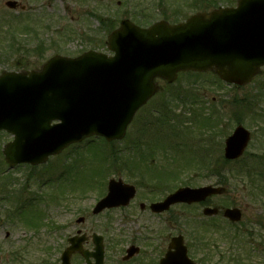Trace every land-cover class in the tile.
<instances>
[{
    "label": "rangeland",
    "instance_id": "rangeland-1",
    "mask_svg": "<svg viewBox=\"0 0 264 264\" xmlns=\"http://www.w3.org/2000/svg\"><path fill=\"white\" fill-rule=\"evenodd\" d=\"M6 1L0 0V73L6 68L19 67L18 62L21 64L20 69H40L43 63L55 54L77 56L88 49L109 53L107 47L108 34L117 24L119 25L121 19H149V17L141 16V13L151 14V19L157 18L158 15V10L153 5L156 0H17L25 6L24 10L21 8L12 10L6 6ZM190 1L192 0H187L183 7L186 16L198 10H204L206 7L217 6L219 3L221 5H233L236 0H212L211 3H214V5L208 4L207 0H194L188 4ZM16 17L20 19V24H14V26L19 30L18 33H20V30L22 31L19 36L21 50L18 53H6L7 38L5 39L4 35L7 30L6 25L2 22L5 19ZM17 30L15 32L16 38ZM219 80L213 72L201 74L187 72L182 73L173 84L158 81L160 91L137 113L135 121L128 128L127 137L122 142L105 147L106 143L101 138H95L90 143L86 140L80 145L70 146L60 155L51 157L48 163L42 167L23 166L10 169L4 160L2 150L12 137L6 132H1L0 264H60V255L68 244V238L75 234L78 229H82L89 235L93 232L103 235L106 250L105 264H118L121 254H124L126 247L132 241V235L135 236L137 230H142L141 224H138L141 220L132 217L130 210L119 211L114 209L94 216L92 215V209L100 198L98 185L100 184L103 188V181L107 184L111 177H122L125 181L134 183V181L138 182L139 178L136 177V173L114 168V166L108 167L105 173H99L96 177V173H91V168L103 166L98 162L100 157L97 158L96 156L104 148L106 150L114 148L115 151L129 153L128 150L131 148L133 136L138 132L137 125L140 126L142 121L145 122L144 118L146 117L158 116L159 110H162L163 107H165L164 110L170 113L169 116L174 118L176 124L171 125L170 129L166 127V131L163 130L165 134H172L167 142H173V139L176 140L179 137L177 124L182 119L185 125L179 124L178 126L189 127L193 130V134L188 136L191 137L189 139L190 145L196 144L195 140L196 138L199 139L198 135L203 134V137H205H200L201 148H204L203 153L205 155H202V158L204 157L206 161L209 156V161H211L209 164L212 167L214 163L219 164L224 159L225 139L237 126L238 120L234 116L236 113L239 114L238 119L240 122L251 131L252 139L243 157L225 168V175L230 177L229 182L226 184L227 194L224 198L216 199V202L222 205L228 202L230 205L241 208L243 220L235 225V230L248 229L249 232L253 233V236H250L249 244H246L247 237L240 233V238L231 242L225 233L222 234L225 231L224 224L226 225L227 221L221 215L217 218V221L221 224L216 227L220 230L214 232L210 230L203 234H208L209 250H211L210 242L214 247L212 248L213 253H211L210 260L212 262H216L219 254L224 255L236 251L237 258L243 259L239 264H264V229L257 223V220L261 221L260 217H264V68L251 83L243 87L235 88ZM236 102H242L244 107L240 108ZM250 109L262 116L252 117L254 115L248 114ZM206 117L214 119L211 123L207 122L212 126L209 129H203L202 122ZM217 120L220 123L216 122ZM214 124L215 127L213 128ZM157 132L159 130L155 131V133ZM193 135L196 137L193 138ZM183 138L179 140H183ZM170 147L163 144V148H167L165 151H168L166 157L173 154V150L169 149ZM194 148H197V146L195 145ZM203 150L201 149V151ZM181 151L177 153H183ZM177 153L175 152V154ZM186 155L189 163H191L190 154L186 153ZM178 159L182 160L181 157ZM182 161H179L182 165L177 166V168L179 171L180 169L186 170L183 182H191L195 186L216 182V177L206 175L209 174L207 169H203L202 173H196L195 170L188 173L187 168H185L188 163L185 164L186 160L184 158ZM157 163H161L160 158L157 159ZM110 164V162H107L106 166ZM169 164V159L166 158V165ZM261 164L262 166L258 167ZM66 165L76 166L77 169H81L82 174L79 173L75 180L73 179L72 189L69 188L70 192H68L67 200L62 198V201L59 202L58 193H60L61 188L60 186L56 187L59 182L45 186L42 183L51 174L57 177ZM189 165L193 168L192 163ZM246 167L249 169L257 168V171L254 170L256 173L259 170L261 171L263 182L259 196L255 195L253 191L250 174H248L250 171H239L240 169H246ZM2 171L6 172L3 176L1 175ZM7 176L14 181L11 184L12 191L15 192L11 194L13 199L16 195L24 198H39L45 195V192L53 193L51 194L54 195L53 201L51 200L52 203H48L44 199L40 203L26 201L21 207L23 217L31 215L38 217L44 213L46 217L43 219L44 223L39 230L26 226L24 219L17 220L20 217L19 210L15 216L17 222L8 220L6 210H9L12 204L14 206L16 201L12 198L9 199V202L4 199V185L1 182L2 178ZM148 176L149 174L146 175L144 181L152 184ZM179 181L176 185L182 184V180ZM169 182L171 183V181ZM175 183L173 182V184ZM96 184L97 186H95ZM141 185L143 187L147 186L143 183ZM24 187L26 192L20 194V189ZM80 216H84L86 221L78 224L77 218ZM178 216L179 223L174 220ZM202 217L200 206L189 207L178 204L164 215L163 219L166 220L165 231L157 232V227L162 222L158 216L152 218L149 216L146 223L148 228L152 230L153 240H155V235H158V239L162 240L168 234L170 236L178 233L185 234L191 256L201 261L202 264H210L209 262H202L204 258L202 245L196 244L192 240L193 237L188 236L195 227L193 223ZM50 223H54L59 229L50 233L44 225H50ZM262 225L264 227V224ZM160 234L163 235L159 236ZM114 240L121 243L119 248L122 249L120 251L112 247V241ZM118 241L116 243H119ZM88 246L92 247V243L90 242ZM155 248L154 245L151 248V253L158 255V252L153 251ZM251 248H253V251H250ZM16 252L21 254L19 261L12 260V256ZM83 262V259L78 256L72 258V264H84Z\"/></svg>",
    "mask_w": 264,
    "mask_h": 264
},
{
    "label": "water",
    "instance_id": "water-1",
    "mask_svg": "<svg viewBox=\"0 0 264 264\" xmlns=\"http://www.w3.org/2000/svg\"><path fill=\"white\" fill-rule=\"evenodd\" d=\"M109 48L113 56L94 51L78 58L55 56L41 71L0 75V131L14 135L4 149L11 166L44 163L92 135L122 138L136 111L158 90L157 78L171 83L181 71L215 70L229 83H248L264 66V0H240L237 8L197 14L180 24L161 21L141 27L125 19L110 34ZM249 140L250 132L239 125L226 140L225 156L240 157ZM108 189L95 214L126 205L135 194V187L121 179H111ZM222 191L212 185L181 187L152 208L164 211L175 203L199 202ZM204 212L215 214L218 209ZM224 213L232 221L242 216L238 208ZM85 240L84 234L69 238L62 264H71L77 251L87 264H103L102 236L93 235V252L83 248ZM160 264L197 263L188 257L182 236H177Z\"/></svg>",
    "mask_w": 264,
    "mask_h": 264
},
{
    "label": "flooded vegetation",
    "instance_id": "flooded-vegetation-1",
    "mask_svg": "<svg viewBox=\"0 0 264 264\" xmlns=\"http://www.w3.org/2000/svg\"><path fill=\"white\" fill-rule=\"evenodd\" d=\"M207 1H208V4L214 5V3H211L212 0H207ZM17 2H18L17 8L21 7L24 10L25 8L21 4V2L19 1ZM153 5L156 6V9L158 10L157 17L159 20H165L171 24H176L188 18L186 17L185 12L183 10V7L185 5V0H156V2ZM220 5L206 7V9L201 10V11L198 10V12L211 11L219 7ZM195 13H197V11ZM9 19H5L2 22V24L6 25L5 28L7 30L6 34L4 35L5 39L7 38L6 39L7 41V46H6L7 52L6 53H11V52L18 53L21 50V44H20L21 39L19 38V36L22 33V31L20 30V33H18L19 30L16 29L14 24H20L19 22L20 19L18 17L14 19H10V20ZM16 30L18 33L17 38L15 36ZM4 50H5V47H4ZM17 64L19 67L21 66L20 62H18ZM19 67L6 68L5 70H18V71L23 70V68L20 69ZM144 120L145 122L142 121L140 123V126L137 125L138 132L135 133L133 136L132 155L129 156V159L131 160V163H132L130 167L133 169V171L136 173L135 174L136 177H138L139 181H142V183L144 182L143 181L144 177H146V174H145L146 172H157L158 173L157 175L152 176V180H157L158 183L156 185L143 187L142 185H138V183L134 181V185L137 188L135 197L131 199L130 203L127 206L116 208V210H119V211L130 210L131 211L130 215L132 217H136L137 219L141 220V222H138V224H141V229H142V230H137L135 232V236L132 235L133 237L132 241L126 247L124 254H121L122 256H121V259L118 261V264H131V263L132 264H160V260L163 258V256L166 254L168 250L171 238L176 235L175 234V235L170 236L168 234L166 238H162V240H159L158 235H155V240H153L152 238L154 235L152 234V230L148 228L147 223H146L149 216L151 218L154 216H158L161 218L162 222H161V225L157 227L158 229L157 232H161V231L163 232L166 230L165 229L166 220H164L163 218H164V215L167 214L169 211L154 212L152 211L150 205L153 202H159L163 200L167 196L168 192L166 189H164L162 184H163V181H165L167 177V173H168V170H167L168 165H166V158L168 160V156L166 157L167 152L165 151V149L167 148H163L164 140L159 138L161 134L150 132L151 125L153 124L152 123L153 119L144 118ZM199 142H201V140L197 138L196 143L198 147V152H199ZM200 146H201V143H200ZM67 149H65L64 151H66ZM158 158H160V161H161L160 164L157 163ZM23 166L38 167V166H32L28 164H20V165L15 166L14 168H19ZM13 182L14 181L7 179V181L4 183L5 184L4 190H3L4 196H5L4 199L8 202H9V199L12 198L11 194L15 193L14 191H12L11 184ZM144 184H147V183H144ZM24 192H25L24 189H20L19 191L20 194H23ZM69 192H70V189H69ZM67 195H68V191H67ZM16 197H14V199L12 198L16 202H14V206H13L12 201H11L12 207H9V210H6L7 211L6 215H7L8 220H14L17 222L18 219L16 220L15 216H16V212L20 210V204H23L24 200L31 199L32 197L24 198L23 196L18 197V195H16ZM217 197H218L217 195L210 196L204 202L196 203L195 205L200 206V208L202 209L206 206L218 205V203H216V199H218ZM219 206H222V205L219 204ZM218 208L220 209V207ZM218 215H221V214H218ZM216 216H212V217L206 216L208 218H206L205 221L211 220L212 222H214L216 221V218H214ZM196 230H198V228ZM178 234H183V233H178ZM161 235L163 234H160L159 236ZM183 235H184V241L188 246V243L185 240L186 235L185 234ZM188 236L190 237V234ZM192 240L196 244H198L199 242L198 238H192ZM117 241L118 240L112 241V245H113L112 247L120 251L122 249V248H119L121 243L119 241H118L119 243H116ZM90 242L92 243L91 237L89 238V240L86 241L85 247L89 250H92L93 243H92V247L88 246ZM154 245L156 246V248L153 249V251H155V253L158 252V255H154L151 253L152 251L151 248ZM130 247H131V255L127 253V250ZM188 249H189V246H188ZM104 252L105 254H104L103 264H105L106 262L105 245H104ZM19 253L20 252H16L15 254H13L12 260L19 261L21 259L20 258L21 254ZM190 257L195 259L194 257L191 256V254H190Z\"/></svg>",
    "mask_w": 264,
    "mask_h": 264
},
{
    "label": "trees",
    "instance_id": "trees-1",
    "mask_svg": "<svg viewBox=\"0 0 264 264\" xmlns=\"http://www.w3.org/2000/svg\"><path fill=\"white\" fill-rule=\"evenodd\" d=\"M259 174H261L260 172H258ZM34 224H36V223H34ZM229 259L230 260H232V262H235V263H237V262H239L240 260L237 258V257H232L231 255H229ZM227 259H225V262H226V264H227ZM229 263V262H228Z\"/></svg>",
    "mask_w": 264,
    "mask_h": 264
}]
</instances>
